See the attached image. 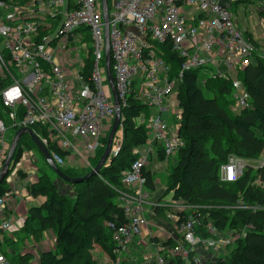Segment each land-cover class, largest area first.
<instances>
[{
	"label": "built area",
	"instance_id": "2783aa9c",
	"mask_svg": "<svg viewBox=\"0 0 264 264\" xmlns=\"http://www.w3.org/2000/svg\"><path fill=\"white\" fill-rule=\"evenodd\" d=\"M231 7L228 0H108L110 71L120 108L133 96L145 101L146 108L157 110L147 122L141 119L143 114L137 120L148 132L143 146L147 150L145 154L133 150L137 159L121 176L125 191L118 201L127 223L119 227L107 224L118 256L128 252L134 239L148 229L145 216L150 210L146 206L150 209L156 205L147 202L141 169L149 164L156 146L162 148L166 159L182 146L176 137L177 125L169 124L179 118L178 109L171 112L166 99L183 73L200 69L204 83L207 72L203 69L212 64L218 77L230 79L236 109L248 108L249 95L237 76L253 57L264 60V46L255 47L241 31ZM252 8L260 14L264 2ZM259 19L264 36V17ZM167 42L182 61L180 66L173 68L167 60ZM104 48L100 0L0 2V170L9 150L4 141L5 122L31 130L57 167L66 165L55 150L66 153L70 161L74 160L71 153L76 152L84 166H89L114 119ZM33 127L39 128L37 133ZM121 143L115 144V150L112 145L108 161L117 156ZM247 166L261 168L264 159L257 165V161L230 156L220 167V181L235 182ZM16 174L15 168L9 178ZM12 200L10 189L0 196V233L11 228V220L4 215ZM170 201L165 203L171 208L166 219L169 238L175 244L167 253L180 257L185 264H207L213 258H223V251L241 236L218 232L210 225L206 226L208 237L197 235L201 219L198 209ZM180 213L187 216L180 218ZM150 246L156 251V264H164L159 254L162 247L157 243ZM4 263L0 255V264Z\"/></svg>",
	"mask_w": 264,
	"mask_h": 264
},
{
	"label": "trees",
	"instance_id": "16d2710c",
	"mask_svg": "<svg viewBox=\"0 0 264 264\" xmlns=\"http://www.w3.org/2000/svg\"><path fill=\"white\" fill-rule=\"evenodd\" d=\"M16 1L27 0H0L4 3ZM228 1H232L235 7L238 4L245 6L264 2ZM258 15L264 17V12ZM253 44L259 46L254 41ZM164 48L173 68L180 66L182 61L172 52L171 44L167 42ZM222 70L220 67L219 71ZM201 74L200 69L185 71L174 90L179 118L172 119L169 124L177 125L176 137L182 146L176 151V165L165 178L163 194L145 217L153 218L157 224H168L166 216L171 208L169 204L161 205V201L170 196L172 202L199 208L201 219L197 235L208 237L207 225L221 233L227 231L233 236L241 235L233 242L234 249L228 255L208 260L207 264H264V166L257 169L247 166L235 182H221L219 175L220 167L227 164L230 156L247 162L264 157V60L253 57L250 64L238 74L242 90L250 99L248 108L237 114L232 112L234 102L230 79L223 80L217 75L205 77L201 86L211 94V98L207 99L198 84ZM141 102L133 96L127 98V104L121 110L122 128L118 130L122 132V143L117 156L110 159L98 175L74 185L77 189L74 201L58 192L57 182H53L51 177L54 174L35 144L27 135L21 137L9 174L20 163L25 149L36 153L45 169H37L35 180L27 187V192L32 198H43L44 202L28 209L23 226L13 233V237L19 233L20 236L7 237V242H22L25 234L36 237L50 231L55 238L56 250L41 253L39 264H87L89 250L95 246L105 250L114 264L119 260L118 264H129L127 258L121 260L117 255L112 230L107 224L119 227L127 223L118 200L120 193L125 191L121 176L137 159L133 150L142 148L148 139L145 126L137 123L146 110V105ZM38 130V127H33L34 132ZM101 141L102 146L89 160V166H83L84 169L78 166L59 167L61 172L70 178H81L88 174L100 160L107 137ZM155 150L158 161L165 162L167 159L162 148L156 146ZM55 151L66 158V153ZM17 173L25 178L21 171ZM141 173L146 180L145 189L150 193L156 192L155 174L147 166L141 169ZM7 177L0 186V196L8 191L5 183ZM178 216L183 218L187 214L180 213ZM152 241L162 247L159 254L163 256L164 264H185L180 257H172L167 253L175 244L172 239L160 242L154 237ZM3 243L0 240V250ZM15 257H11L9 264H14ZM18 259V264H30L31 261L29 256H19ZM139 263H143V260Z\"/></svg>",
	"mask_w": 264,
	"mask_h": 264
},
{
	"label": "rangeland",
	"instance_id": "374dc122",
	"mask_svg": "<svg viewBox=\"0 0 264 264\" xmlns=\"http://www.w3.org/2000/svg\"><path fill=\"white\" fill-rule=\"evenodd\" d=\"M231 12L234 15V20L237 22V25L241 29V31H243V33H246L247 36L249 35V37L252 39V41H254L259 46H264V38H263L264 36H262L263 28L261 26H259V22H260L259 16L260 15H258V13L253 10L252 5L243 6V5L238 4L237 7L232 5ZM206 67L207 68L203 69V70H207V73H206L205 77H207L209 75H216L215 69H214L212 64H209ZM203 77H204V75L201 74V77L198 80V84L200 85V88H201V90L203 92L204 97L207 98V99H210L211 98V94L204 87L201 86L202 85L201 80H202ZM231 77L234 78V77H236V75L232 74ZM169 102L171 103V108H172V110L170 109L171 112L176 111L177 110V106H178V102L176 100L174 91H172L169 94V97L166 99V104H168ZM142 104L146 105L145 101H142ZM232 112H233V114H237L239 112V110L236 109L234 104L232 105ZM156 114H157V110L155 109V107H151V108L148 107V108H146V110L144 111L143 115L141 116V119H143L145 122H147L151 117H155ZM137 123H138V121H137ZM20 129H23V128L12 126L11 124L5 122L4 141L7 142L9 144V146H10V143H11L14 135ZM121 136H122V132H121V130H118L116 135H115V138H114L115 139V142L113 143V149L114 150L116 149L115 144L117 145L119 140H121ZM146 150H147V147H143V148L139 149L141 154H145L144 151H146ZM23 154H25L26 160H30V156L32 154V156L35 157L38 160V162H39L38 165H36L34 163L27 164L29 169L31 168V166H34V168H36V171L40 167L45 169V167L42 165V162H41L40 158L38 157V155L36 153H34L33 151L31 152V151L25 149L23 151ZM71 156H74V160L70 161V159L65 158V165L69 166V167L72 166V165L73 166H78L80 169H84V167H83L84 164H83L79 154L76 153V152H73V153H71ZM86 156H91V154L87 153ZM169 159H170L169 162H160V161H158L156 155H154L153 158L150 159V161L148 160V162H149L148 169L151 171V173L155 174V178H156L155 179L156 192L150 193V192H148L146 190L144 191L147 194V196H148L147 202L149 204H156V202H155L156 194L157 193L159 194L162 190L164 192L165 178H166L167 174L169 173L170 169L173 168L176 165V162H177V160H176V152H174ZM263 159H264V157L261 156L259 158V160H257V165ZM14 168H18V166L14 167ZM14 168H13V170H14ZM10 174L8 175L7 180L5 182L6 186L10 187V185H12V192L14 193V187H15L17 193H20V191L23 189V187H21V185L19 183H17V184H16V182L14 183L13 180H12L13 176L11 175V177L9 178ZM51 177H52V179H53V181L55 183L57 182L56 184H57L58 192L60 194L64 195V196H68L70 201H74V197H76V194H77V189L75 190L74 185H71L69 183H66V182L60 180L55 175L51 174ZM32 180H33V178H32ZM34 180H35V176H34ZM13 184H14V187H13ZM41 199L42 198H40V197L37 198V200H41ZM146 209H147V211L150 210L149 206H146ZM196 209H199V208H196ZM198 216L201 217V214H200L199 210H198ZM14 221H15V219H14ZM147 222L149 223V225H152V227H150V228H151V231H152L153 234L156 233V232H160L159 229H158V225L154 222L153 218L147 219ZM144 232H145V230L143 231V236H144ZM51 234H53V233H51ZM13 236H14L13 235V231L0 234V240L2 242H4L3 243V248H2V250H0V255H2L8 261H10V258L8 256H11L12 258L14 256H17L13 260V263L14 264H18V260H19L18 258H19V256H21V254H19V252L21 250H23L25 245H27V243L29 241V238H31L32 236H30L29 234H25L24 238H22V242H20V243H17L15 240H13V242H15L16 245H18L20 248H18V247L12 248V247L8 246V244L10 243L11 240L8 239L9 241L7 242L6 238L7 237L14 238ZM51 239L52 240L49 241V243H51L50 249L47 250V252H50V251L55 252V250H56L55 238L53 237V235H52ZM144 239L146 240V245L142 246V250L140 249L141 248V244L140 245H138V244L135 245L136 243H134V241H135V239H134V241L131 243V246H130L128 252H122L121 254H119V258L121 260L122 259L125 260L124 258H127L128 261H129V264H132V263H135V264H152L153 262H156L155 261V259H156V251L150 246L152 243H154L152 241V238L149 235V236H145ZM32 242H34V241H32ZM149 243H150V245H149ZM233 249H234V245L229 246L227 249H225L223 251V256L222 257L224 258ZM8 252H9V254H8ZM41 253H44V252L38 253L37 264H39V256H40ZM56 253H58V251ZM24 256H29L30 257L29 254H26ZM133 256H134V258H136V259H134L135 261L132 258ZM145 257H147V259H145ZM137 259L138 260L143 259L144 261H143V263H139L137 261ZM86 260H87V264H114L112 262V260L110 259L109 255L106 254V251L102 250L98 246L92 247V249L89 250V260L87 258H86ZM31 262L32 261H30V264H35L34 262L33 263H31ZM119 262H120V260H119Z\"/></svg>",
	"mask_w": 264,
	"mask_h": 264
},
{
	"label": "crops",
	"instance_id": "0c3cea01",
	"mask_svg": "<svg viewBox=\"0 0 264 264\" xmlns=\"http://www.w3.org/2000/svg\"><path fill=\"white\" fill-rule=\"evenodd\" d=\"M109 1H111V0H109ZM25 154L23 155V158H22V160L20 162V165H17L18 168H16L17 171H21L22 174L25 175V178H21L18 175V173L16 175H12L13 176L12 177L13 182L14 183L16 182V184L19 183L21 185V187H23V189L20 191V193H17V191H16V189L14 187V184H13V187H14L13 200H12V202L10 204V208H8L6 210L5 215H4L5 219H10L11 220V229H10V231H13V233L18 231L23 226V224H24V222H25V220L27 218L28 209L30 207H38L44 202L43 198L41 200H37V198H32L27 193V187L31 184L32 178L34 179V176L36 177V168H34V166H31V168L29 169L27 164L34 163V164L38 165L39 162H38V160L35 157L32 156V154L30 156V160H26ZM153 154L156 155V150H154ZM153 154H151L149 156V159H148L149 161H150V159L153 158V156H154ZM169 160L170 159H168L165 162H169ZM70 167H77V166H73L72 165ZM147 169H148V165H147ZM52 181H53V179H52ZM8 189L12 190V185H10V187H8ZM162 193H163V190L159 194L157 193L156 196H155V199L158 200L161 197ZM169 200H170V196L164 198L161 201V204H165ZM14 219H15V221H14ZM157 222H159V221H157ZM157 225H159L158 229H159L160 232H156V233L153 234L152 231L150 230L151 228H149V227H152V225H149L148 229L145 230V232H144V236L142 235L141 237L135 239V241H134V243H136L135 245H137V244L140 245L141 244V248L140 249L142 250V246L146 245V240L144 238H145V236H149V235H150V237L152 239L154 237H157L160 240V242H164L165 240L170 239L169 238L170 230L168 228L169 224L165 225L164 223L159 222ZM19 236H20V233H19V235H17L14 238H17ZM32 237L29 238L30 242L28 241L27 245H25V247L23 248V250H21L19 252V254H21V256L29 254L30 257H31V261H32L31 263L34 262L35 264H37L38 253L47 252V250L50 249L51 243H49V241L52 240L51 239L52 234H51L50 231H47V232H44L41 235L36 236L37 238L36 237L32 238ZM31 240L34 241L35 243L32 242ZM17 243H20V242H17ZM149 245H150V243H149ZM8 246L12 247V248H15V247L20 248L18 245H16L15 242H10L8 244ZM2 248H3V246H2ZM8 254H9V252H8ZM8 257H10V259H11V256H8ZM132 258H133V260L136 259V258H134V256ZM145 259H147V257H145ZM4 260H5L4 264H9V261L7 259L4 258ZM141 260H143V259H141ZM141 260L137 259L138 262H140Z\"/></svg>",
	"mask_w": 264,
	"mask_h": 264
},
{
	"label": "water",
	"instance_id": "95a60500",
	"mask_svg": "<svg viewBox=\"0 0 264 264\" xmlns=\"http://www.w3.org/2000/svg\"><path fill=\"white\" fill-rule=\"evenodd\" d=\"M101 2V7H102V18L103 22L105 24V48H104V55H105V70H106V76H107V81L110 86L111 94H112V99H113V107H114V119L110 128V131L107 136V141L105 145L104 152L96 164L95 167L91 169V171L86 174L85 176L81 178H70L65 176L61 170L55 165V163L52 161L48 151L45 149V147L41 144V142L38 140V138L32 133L31 130L27 128L20 129L16 132L14 135L10 146L9 150L7 153V158L0 170V186L3 183V181L6 179L8 176L10 169L13 165V158L16 153L18 144L21 140V137L23 135H27L30 140L35 144L37 150L39 151L40 155L44 159L45 163L47 166L51 169L53 174L59 178L60 180L69 183L71 185H75L76 183L82 182L84 180L89 179L90 177L94 175H98L100 169L108 162V157L111 154V149L113 145V140L116 135V132L118 128L120 127L121 123V108H120V103L114 88L113 84V79H112V74L110 71V45H109V28H108V0H100Z\"/></svg>",
	"mask_w": 264,
	"mask_h": 264
},
{
	"label": "bare ground",
	"instance_id": "6f19581e",
	"mask_svg": "<svg viewBox=\"0 0 264 264\" xmlns=\"http://www.w3.org/2000/svg\"><path fill=\"white\" fill-rule=\"evenodd\" d=\"M120 129L122 128V118H121V123H120V127H119Z\"/></svg>",
	"mask_w": 264,
	"mask_h": 264
}]
</instances>
